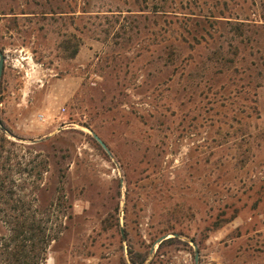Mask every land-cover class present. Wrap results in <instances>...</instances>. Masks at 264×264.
I'll use <instances>...</instances> for the list:
<instances>
[{"label":"rangeland","instance_id":"374dc122","mask_svg":"<svg viewBox=\"0 0 264 264\" xmlns=\"http://www.w3.org/2000/svg\"><path fill=\"white\" fill-rule=\"evenodd\" d=\"M0 52V264H264V0H0Z\"/></svg>","mask_w":264,"mask_h":264},{"label":"trees","instance_id":"16d2710c","mask_svg":"<svg viewBox=\"0 0 264 264\" xmlns=\"http://www.w3.org/2000/svg\"><path fill=\"white\" fill-rule=\"evenodd\" d=\"M53 234L46 236H43L42 238L39 237L38 234H32L31 236H26V230L23 227L18 228V230H15L16 232V236L15 239H18V242H16L13 246V248H11V250L8 253V257L4 258L3 260V264H39L40 263V259L43 255V253L45 252L46 249V245L52 241H54L57 236L58 233H60V231H55V226L53 225ZM33 229L36 228H31V230L33 231ZM38 233V232H37ZM35 239H36V243H35ZM173 240V238H169V239H165L163 240L160 245H162L164 242H171ZM28 243H30L29 245L32 247L31 250H27V245ZM38 246L40 247V250L36 252V247L38 248ZM9 246L6 247V249ZM129 262L130 264H143L145 262V258H143L142 256H140V258H136L133 255V250L131 245H129Z\"/></svg>","mask_w":264,"mask_h":264},{"label":"water","instance_id":"95a60500","mask_svg":"<svg viewBox=\"0 0 264 264\" xmlns=\"http://www.w3.org/2000/svg\"><path fill=\"white\" fill-rule=\"evenodd\" d=\"M3 66H4V55L2 54V52H0V78L2 76V71H3ZM93 138L96 140V142L107 152L109 153L106 145L104 144V142L96 135V134H92ZM167 239V236H162L160 238H158L156 240V243H161L163 240ZM198 258V253L195 247V262L197 261Z\"/></svg>","mask_w":264,"mask_h":264}]
</instances>
